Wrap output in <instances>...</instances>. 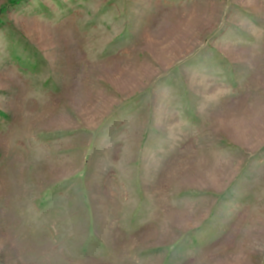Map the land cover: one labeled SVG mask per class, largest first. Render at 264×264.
<instances>
[{
  "label": "rangeland",
  "instance_id": "rangeland-1",
  "mask_svg": "<svg viewBox=\"0 0 264 264\" xmlns=\"http://www.w3.org/2000/svg\"><path fill=\"white\" fill-rule=\"evenodd\" d=\"M0 264H264V0H0Z\"/></svg>",
  "mask_w": 264,
  "mask_h": 264
}]
</instances>
